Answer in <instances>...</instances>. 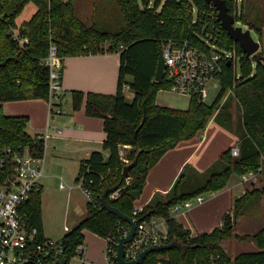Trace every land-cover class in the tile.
<instances>
[{
	"label": "trees",
	"instance_id": "16d2710c",
	"mask_svg": "<svg viewBox=\"0 0 264 264\" xmlns=\"http://www.w3.org/2000/svg\"><path fill=\"white\" fill-rule=\"evenodd\" d=\"M149 1L116 0L124 25L116 32H106L93 24L84 26L75 14L74 0H0V154L4 147L17 145L28 146L35 156L43 154L42 141L26 132L28 117L5 115L3 104L46 100L48 67L44 59L50 43L56 45L62 59L118 54L114 94L70 93L73 110H79L85 100V113L103 119L106 138L101 151L91 152L81 162L75 178L76 184L82 180V186L91 193L98 207L87 202L85 217L62 236L66 263L74 257L77 245L83 243V231L105 240L120 236L128 226L105 208L109 206L138 223L153 219L165 222L167 244L176 243L177 246L149 253L142 264H211L216 255L224 264H264V227L250 237L257 251L241 252L230 258L220 245L233 236L238 211L254 191L246 190L235 199L232 209L223 215L221 225L209 233L192 235L171 212L183 201L222 190L233 174L241 177L264 166V53L247 57L239 44L221 28L217 45L227 50L235 49L239 60L238 66L224 64L221 73L215 76L220 86L217 99L208 105L200 97L191 96L186 110L160 106L157 94L168 90V85L164 80L154 81V76L163 40L188 39L192 44H200L193 33L195 26L191 24L189 0H165L161 6L162 0H156L159 12L141 8V4L146 6ZM190 2L199 9L209 6L204 0ZM28 3L36 6V12L28 21L17 25L16 19ZM242 4L239 7L233 0H226L235 23L240 22L253 30L261 41L264 19L248 22ZM14 29L19 37L27 38L28 43L20 46L13 37ZM107 39L111 44L104 52L101 45ZM128 77L131 78L129 82ZM125 88L134 94L130 103L126 101ZM225 93H232L240 108L239 156L233 157L229 148L202 173L185 165L165 195L155 194L136 211L133 203L144 188L149 169L177 143L203 132L212 118L217 121L218 101ZM124 145L130 147L125 152L128 165L123 164L119 153ZM125 167H129L128 182L123 174ZM114 173L116 178L112 180ZM104 179L111 184L103 185ZM115 190H119L120 197L111 199ZM19 214L25 227L37 229L38 238L43 239L39 186L31 191Z\"/></svg>",
	"mask_w": 264,
	"mask_h": 264
},
{
	"label": "crops",
	"instance_id": "0c3cea01",
	"mask_svg": "<svg viewBox=\"0 0 264 264\" xmlns=\"http://www.w3.org/2000/svg\"><path fill=\"white\" fill-rule=\"evenodd\" d=\"M261 8L264 10V0H262ZM35 12L36 6L30 16L20 22L16 21V24L20 25L24 21H28ZM261 40L264 44V23ZM118 69L119 55L114 53L65 57L61 73L63 99L65 93H71V91H81L86 94H114L117 89ZM127 93L131 94L129 98ZM124 95L126 101L127 99L132 101L134 96L128 88H125ZM6 103L10 113L7 116L28 117V126L32 132L31 136L40 139L45 129L48 130L49 136L46 139L43 177L38 185L41 189V203L44 194L48 195L53 186L61 189L60 183H64L69 190L67 193L69 204L72 197L79 192L78 189L82 192L75 182L81 162L91 152L101 151L102 149V144L106 138L103 119L88 116L85 113V100L77 111L73 110L70 102L67 112L62 109L64 113L60 115L49 114L45 99ZM239 134L240 132L232 131L212 118L203 132H199L189 140L177 143L149 169L144 188L133 203L134 209L140 211L155 194L165 195L171 189L185 165L191 166L200 173L204 172L225 150L237 146ZM237 179L238 181L233 185L229 186L228 182L222 190L209 193L210 197L204 199L202 203L192 205L189 209L182 208L177 212H173L172 216L192 235L211 232L221 225L223 215L232 209L234 200L242 196L250 187L249 184L242 183L240 177L237 176ZM84 211L86 213V210ZM244 218L243 215H239L234 221L233 241L230 242L229 239L231 238H227L220 244L230 258L243 252L238 250L241 245L237 244L236 235H241L246 230H252L253 232L250 234H255L264 227V224H261L251 226L246 230L243 228L240 230L242 232H238L239 227L243 226L242 220ZM249 243L253 251L258 250L253 240H250ZM231 246L237 249L234 254H230Z\"/></svg>",
	"mask_w": 264,
	"mask_h": 264
},
{
	"label": "built area",
	"instance_id": "2783aa9c",
	"mask_svg": "<svg viewBox=\"0 0 264 264\" xmlns=\"http://www.w3.org/2000/svg\"><path fill=\"white\" fill-rule=\"evenodd\" d=\"M155 1L150 0L146 6L141 4V8L159 12L160 6L165 0L161 1L159 7L156 6ZM241 1L237 0L239 4ZM190 4L191 24L195 26L193 33L200 45L192 44L188 39H164L161 49L164 60L163 80L167 83L168 91L171 93L189 98L198 96L202 101H206L209 97L208 83L221 73L224 64L229 62L238 66L239 56L235 49L227 50L217 45L222 26L214 6L209 4V6L199 9L193 3L190 2ZM12 33L20 46L28 43L27 38L19 37L17 29L12 30ZM44 64L48 67L46 102L49 114H63L61 108L63 59L59 57L54 43L49 45ZM48 136V130L45 129L40 138L43 145L41 156H35L28 146L21 145L4 147L0 154V264H60L64 259L62 239L52 240L45 237L39 239L37 229L28 230L19 214V209L43 177ZM129 148L127 145L119 148L124 165L129 164L125 157V152ZM231 155L235 158L239 156L237 146L231 148ZM257 172L241 176V182L256 181ZM125 176V181H130V177ZM112 178V180L116 178V173ZM103 181V185L111 184L106 179ZM77 185L86 196L87 202L98 207L97 202L91 197V193L82 186V180ZM63 187V183H60V188ZM119 197V190L113 191L110 195L111 199ZM193 198L197 204L204 200L202 194ZM193 198L174 206L171 212H177L182 208L189 209L192 206ZM129 228L128 224L120 236L126 235ZM64 230L67 232L69 229L64 227ZM120 236H111L105 239L106 264H115L116 244ZM160 244H167V230L163 220L153 219L148 223H137L134 238L126 244L124 259L132 261L143 249ZM86 251L84 243L78 244L75 248V255L80 256L82 262H85ZM213 258L211 264H224L220 261L219 255Z\"/></svg>",
	"mask_w": 264,
	"mask_h": 264
},
{
	"label": "rangeland",
	"instance_id": "374dc122",
	"mask_svg": "<svg viewBox=\"0 0 264 264\" xmlns=\"http://www.w3.org/2000/svg\"><path fill=\"white\" fill-rule=\"evenodd\" d=\"M233 1L239 7L241 3H243L242 9L248 22L254 23L256 20H259V18L264 19V10L261 8L262 0H242L240 4L237 2V0ZM74 2L76 12L75 14L86 27H89L91 24H93L101 31L116 32L124 25L122 15L117 7L116 0H74ZM34 9L35 5L33 3H28L16 21L20 22L24 20L30 16ZM235 25L242 27L243 30L248 28L240 22H236ZM251 36L254 40L260 43V50L258 52L262 51L264 53V44L262 43V40L260 41L253 30H251ZM110 44L111 41L108 39L102 42V50L105 52ZM119 50L120 49L117 48L115 51L118 52ZM127 81H130L129 77L127 78ZM219 89L220 86L218 80L212 79L208 83L209 97L204 102L210 105L214 100H216L219 94ZM127 95L128 98L131 96L130 93H127ZM70 100V93H65V97L62 101V109L65 112H67L69 108L71 102ZM127 102L130 103L131 100L127 99ZM218 102L220 114L218 116L217 123L239 133L240 108L232 93L223 94ZM157 104L164 107L186 110L189 105V97L174 94L168 90H161L157 94ZM8 109V104L4 103L3 113L10 115ZM26 132L28 135H32L28 125ZM236 181H238L237 175L233 174L229 181V186L233 185ZM248 184L250 187L247 191L254 192L248 196L243 207L238 211V216L243 215L245 217L242 220L243 226L239 227L238 232H242L240 230L243 228L246 230L251 226L253 227L264 224V166L259 168L257 172V180H251L247 183V185ZM68 191V187L64 184L63 188L59 189V187L53 186L52 191L48 193V195L44 194V199H42L41 203L42 233L43 236L48 239L58 240L62 238L64 233H66L64 230L65 226L71 230L76 227L78 223L84 218V210H86L85 205L87 203L86 196L78 189L79 192L76 196L72 197L68 204ZM202 195L204 199L210 197L209 193H204ZM192 200V205L197 204L194 198ZM251 232L253 231L246 230L243 231L241 235H236V239L238 240L237 244L241 245V248L238 250L243 252L253 251V248L250 247L249 241L251 240L250 237L255 235L257 232L255 234H250ZM83 235L84 245L87 246V251L84 254L85 262H82L80 256L74 255V257L69 260L68 264H106L104 239L98 237L97 235L95 236V234L93 235V233L91 234V232L88 231H84ZM230 238L231 239H229V241H233V236ZM236 250L237 249L231 246L230 254H234Z\"/></svg>",
	"mask_w": 264,
	"mask_h": 264
},
{
	"label": "water",
	"instance_id": "95a60500",
	"mask_svg": "<svg viewBox=\"0 0 264 264\" xmlns=\"http://www.w3.org/2000/svg\"><path fill=\"white\" fill-rule=\"evenodd\" d=\"M208 4H212L217 11V18L221 23L222 28L226 31L227 35L236 43L239 44L243 54L247 57L253 56L260 50V43L253 39L251 36V29L245 30L242 27L235 25L234 17L228 12L226 0H204ZM229 65V62L227 63ZM164 60L162 51H159L157 58V65L155 70L154 81L161 82L163 80ZM129 167H125L123 174L127 175ZM105 208L116 215L119 220L129 224L130 228L126 235L118 238L116 244V253L114 256L115 264H142L145 257L155 251L166 250L177 246L176 243L160 244L148 247L139 252L136 259L126 261L124 259L126 244L130 243L136 234L137 221L122 214L117 208L105 206ZM40 264V263H38ZM60 264H66L65 259L61 260Z\"/></svg>",
	"mask_w": 264,
	"mask_h": 264
}]
</instances>
